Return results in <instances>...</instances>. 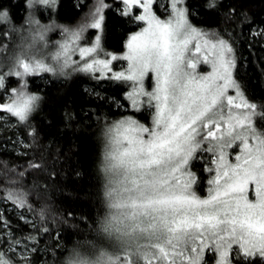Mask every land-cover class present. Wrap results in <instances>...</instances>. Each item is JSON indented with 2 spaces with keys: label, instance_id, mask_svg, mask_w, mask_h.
Segmentation results:
<instances>
[{
  "label": "snow or ice",
  "instance_id": "1",
  "mask_svg": "<svg viewBox=\"0 0 264 264\" xmlns=\"http://www.w3.org/2000/svg\"><path fill=\"white\" fill-rule=\"evenodd\" d=\"M19 6L15 16L14 6L0 0V121L25 130L18 145L36 143L33 117L45 101L55 103L49 89L60 80L80 73L105 78L115 95L103 94L107 111L98 105L88 112L99 113L96 187L84 193L95 213L59 215L44 202L37 208L31 190L38 185L27 184V176L45 162L12 165L0 198L31 229L2 233L0 264H264V93L249 91L253 75L264 78V58L250 74L237 31L250 26L264 38V26L247 23L254 21L252 6L70 0L63 19L71 23L59 22L64 0ZM110 16L133 29L121 51L104 43ZM205 64L209 70L200 71ZM45 79L44 88L35 83ZM61 107L66 126L82 123L67 102ZM198 158L209 175L206 195L197 191ZM76 220L74 235L62 239Z\"/></svg>",
  "mask_w": 264,
  "mask_h": 264
},
{
  "label": "trees",
  "instance_id": "2",
  "mask_svg": "<svg viewBox=\"0 0 264 264\" xmlns=\"http://www.w3.org/2000/svg\"><path fill=\"white\" fill-rule=\"evenodd\" d=\"M224 2L227 3V0ZM243 2L252 6L250 14L254 16V21L247 23H255L258 28L264 26L260 24L264 20V3L262 0H243ZM5 3L14 6L13 15H20V0H5ZM69 3L70 0H64L65 7L60 10L61 19L59 22L61 23L73 22L63 19L65 15L71 14V9L68 7ZM201 22H203V18H201ZM220 23L223 24V21ZM132 30L125 21L116 16H110L104 36L106 47L114 51H121L127 33ZM237 31L240 32L238 46L241 48L243 56L247 57L249 64L252 65L248 69L251 74L253 68L259 67V59L264 58V38L259 34L252 35L250 26L242 25ZM57 38L58 33L55 36L50 33V39L55 40ZM104 79L101 78L98 81L90 75L80 73L67 81L60 80L53 87H50L49 95L55 98V103L45 101L42 104V112L36 113L33 117V123L37 124L39 129L38 139L36 143H33L32 139L28 138L25 144L17 146L20 151L13 147L15 144H11V137H14V134L21 137L25 135V130L15 127L14 132H6L0 129V186L6 183L5 172H8L9 178L14 175L12 165H26L29 159L33 163L43 160L46 168L32 169L27 176V184L35 182L38 185V188L31 190L32 203L37 208L40 207L41 202L48 203L51 210L59 215L75 212L79 217H83L89 215L90 212L95 213V202L87 200L84 193L94 192L96 187L94 161L97 156L98 144L94 125L99 113H94L92 117H89L88 112L98 105L107 111L104 105L108 101L105 100L104 104L101 105L103 94L115 95V92L110 90L109 85L101 82ZM35 83L44 88L45 84L50 82L45 79L35 81ZM87 87L99 89L102 93L101 97L98 99L94 94L89 93ZM249 91L254 92L257 96L264 93V78L253 75L249 82ZM63 102H67L73 112H78L83 117L82 123L77 121L71 126L65 125L63 108L61 107ZM113 109H115V105H113ZM144 116L146 115L144 114ZM203 163V160L196 159L194 161L200 176L198 187H202L205 183ZM52 173L56 175L53 176ZM2 200L6 202V207L1 209L5 220L0 222L2 224L7 222L10 225V228L3 229L5 233L10 230L16 236L27 234L31 225L25 227L24 221L19 219L18 211L16 209L9 210L8 202L0 198L1 202ZM73 223L78 224L79 220L69 222L65 226L66 230L63 231L62 239L67 240L74 235L76 230L72 228ZM44 239L47 240L48 238L45 237ZM0 243L1 245L6 243L3 234L0 235ZM40 244L43 247L44 241H41Z\"/></svg>",
  "mask_w": 264,
  "mask_h": 264
},
{
  "label": "rangeland",
  "instance_id": "3",
  "mask_svg": "<svg viewBox=\"0 0 264 264\" xmlns=\"http://www.w3.org/2000/svg\"><path fill=\"white\" fill-rule=\"evenodd\" d=\"M59 35V34H58ZM78 58V57H77ZM117 67H119V64L117 63ZM198 68H199V70L200 71H208L209 70V66L208 65H198ZM98 74V73H97ZM146 80H148V78L146 77ZM37 81H41V80H37ZM149 82V86H150V81H148ZM89 88H92V87H87V89H89ZM93 89V88H92ZM95 91H99L100 92V90L99 89H94ZM101 93V92H100ZM102 94V93H101ZM0 114H2V113H0ZM146 116L148 115V113L147 112H145L144 113ZM0 129L1 130H3V131H6V132H11V131H13L14 132V130H15V127H9V126H7L6 124H5V122H2V121H0ZM11 136V135H10ZM20 137L19 136H15V134H14V137H11V144H15V145H13V147H15V149H17V146H18V144H17V141H18V139H19ZM235 147V146H234ZM238 150V149H237ZM207 155V154H206ZM197 160H201V159H197ZM203 165H204V163H203ZM203 173L205 174V178H204V185H202V187H198L197 188V191L200 193V194H202V195H206L207 194V188H208V180H209V175H208V173H207V171H205L204 170V167H203ZM5 201H3L2 200V202L0 201V210L2 209V208H5L6 207V205H5ZM17 214H18V216L20 215V213H18L17 212ZM4 229V224H2L1 222H0V230H2V232H0V235L2 234V233H5V230H3ZM0 245H1V243H0ZM3 245V244H2ZM33 247H35V245H33ZM37 264H39V261H37Z\"/></svg>",
  "mask_w": 264,
  "mask_h": 264
}]
</instances>
